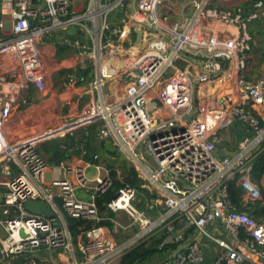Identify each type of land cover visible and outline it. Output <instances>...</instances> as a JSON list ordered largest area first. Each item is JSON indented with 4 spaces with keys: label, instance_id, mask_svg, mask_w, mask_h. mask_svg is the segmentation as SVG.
<instances>
[{
    "label": "built area",
    "instance_id": "obj_1",
    "mask_svg": "<svg viewBox=\"0 0 264 264\" xmlns=\"http://www.w3.org/2000/svg\"><path fill=\"white\" fill-rule=\"evenodd\" d=\"M132 1L84 0L79 13L74 0H0V108L28 103V86L53 95L47 91L59 64L58 44L77 47L81 55L92 49L97 92L92 104L74 107L71 75L59 94L64 118L22 141L9 116L0 115V264H122L131 246L156 233L159 264H264V218L251 210L263 201L264 171L255 180V164L264 155V68L257 77L249 74L253 25L264 20V0L236 6L189 0L193 11L181 21L157 15L156 7L168 0ZM117 9H125L118 22L109 18ZM71 25L85 27L90 43L67 35ZM197 25L222 33L234 61L206 94L195 84L207 75H194L180 55L188 40L197 42ZM137 27L146 41L142 48L135 41ZM117 40L125 43L116 47ZM235 121L244 128L237 142ZM92 125L128 155L151 194L145 209H138L139 188L126 183L104 202L139 225L123 242L100 223L96 198L113 188L115 178L89 148ZM44 131L51 134L41 137ZM65 136L71 139L60 142L64 157L50 163L40 143ZM223 142L235 145L217 154ZM89 165L96 169L91 178ZM233 180L243 191L241 206L231 199ZM28 200L44 201L52 216L29 211ZM64 211L79 222L69 223Z\"/></svg>",
    "mask_w": 264,
    "mask_h": 264
},
{
    "label": "crops",
    "instance_id": "obj_2",
    "mask_svg": "<svg viewBox=\"0 0 264 264\" xmlns=\"http://www.w3.org/2000/svg\"><path fill=\"white\" fill-rule=\"evenodd\" d=\"M251 1L252 0H230V1H223L222 2V1L217 0V3L223 4V5H229V6H236L237 4H247V3H250ZM169 2H173L174 4L172 6V9L167 12L166 8L169 5ZM188 2H189V0H170V1L168 0L167 3L160 4L156 7V13L158 16H161L164 13H169L168 14V20H170V21H174V20L181 21L184 16H189L193 11V9H191V5H189ZM133 7H135V3H134V5L133 4L131 5V8H130V11H132L131 14L134 12V10H132ZM183 8H185V14L182 15L181 9H183ZM262 32H264V20L258 21L257 23H255L253 25V42H252V47L250 50V62H251L252 70H251V72H249V74H251L253 77H257L259 74H261L262 69L264 68V52H259V49H261V45H260V43H257V39H256L257 35L261 34ZM65 33H66V31H65ZM67 35H69V34H67ZM69 36L72 37V35H69ZM129 37H131V35H129ZM155 37L156 36H154L153 39L151 40V44L154 40H156ZM193 37L195 38L197 43L196 44H191V43L185 44V45H187V47L185 49H183V51L181 52L183 55V57L181 56L182 63H183L182 65H185L187 67L190 64L191 65L190 67L192 68L194 75L196 73H202L203 75H207V79L204 80L203 83L199 84L198 85L199 87L197 86V83L195 84L196 89H198L199 93L206 94L222 81L223 77L227 73V67L230 66V63L234 64V61H233V59H230L228 57V55H229L228 50L225 48L226 45H224L222 42V41H224V38H225L222 33L218 32V31L210 30V29H208V27H206L204 25L203 26L197 25L196 30L193 34ZM135 39H136V35H135ZM124 43H125L124 41L121 42V41L117 40L114 45L116 47H119L120 45H122ZM73 56H74V58L76 57L75 53H73L72 57ZM219 64H220L219 69L215 70V69L211 68V67H216ZM80 65H81V68L84 69V71H85L86 68H84V67H87L86 66L87 63H83L81 61ZM55 87L56 86L53 85L51 87V89H55ZM26 96L29 100L28 103H23L22 101H19V102L14 103V104L3 105L0 108V115L1 114H7L9 116L11 129L13 130L15 138L17 139V141H22V140L28 138V136H30L33 133H36L38 131H34L28 135H25L27 133V131H29V130L32 131L33 128L29 124L25 125L23 123V121H18V118L15 115V113H16L15 111H30V112L31 111H33V112L34 111H44L47 108H49L47 106H49L51 104L53 105V103H56L54 106V109H56L57 111L61 110V108L58 106V104L60 103V98L58 97V95H57V98L55 97V95H52V94L50 95V97H44L45 95H39L38 91L36 89H34L32 86H28L27 91H26ZM94 97H95V95H94V93H92L90 95L89 99L94 98ZM79 98H81V97H79ZM75 99H73L75 107H77L78 109L83 108V107H79L78 104H76L77 101ZM43 102L47 103L46 107L45 108L39 107L42 105ZM64 111H65L64 112V115H65L66 110L64 109ZM32 113H30L31 117H33ZM28 116L29 115H27V117ZM26 121H28V120H26ZM232 128H233V134L237 133L236 137L240 138L242 136V134L244 133V128L242 125H240L238 127L237 124L235 123ZM91 131H92V135L89 139V148L92 152H98L100 154L102 161L105 163V165H107L104 160L108 156H114L113 152H114V150H116V148L112 143H109L108 139L102 140L98 136L96 125L91 126ZM23 135H25V136H23ZM41 137H43V136H41ZM62 138L66 139V140L71 139L70 136H65ZM51 139H54V138H51ZM51 139L48 138V139H45L44 141H42L40 143V150L46 156V158L49 160L50 163H55V160L52 159L53 158L52 152L48 150L47 151L48 154H46L43 151L44 143L47 142L48 140H51ZM106 143L109 144V146L111 148H113V150L109 149L106 146ZM231 145L229 146L226 142L219 143L217 146V149H216V153L217 154H223L224 152H227L231 147H233ZM71 159L76 160L74 157H72ZM90 167L95 169V165H89L88 169ZM95 171H96V169H95ZM4 189H5V187L3 185H0V198L2 197V192L4 191ZM78 194L82 197L87 198V199L90 198V195L88 193L83 192V191H79ZM116 214L119 218H122L125 221L127 220L126 219L127 214L124 211H118V212H116ZM129 225L130 224H128L127 226H129ZM72 228L75 229L76 226H72ZM148 258H150V257H145L144 260H142L141 262H139L137 264H141V263L147 264L146 260ZM162 258H163V256L160 257V260H162Z\"/></svg>",
    "mask_w": 264,
    "mask_h": 264
},
{
    "label": "rangeland",
    "instance_id": "obj_3",
    "mask_svg": "<svg viewBox=\"0 0 264 264\" xmlns=\"http://www.w3.org/2000/svg\"><path fill=\"white\" fill-rule=\"evenodd\" d=\"M74 1H75L76 8L79 9V13L84 12V7H85L84 0H74ZM132 4L134 5L133 1L131 5ZM124 10L125 9L123 10L117 9L116 11H113L112 13H110L109 18L116 19L115 21L118 22L119 19H121L124 16ZM144 20L148 21V18L145 17ZM65 30H66V34L72 35L73 38L78 39L80 42L83 41L85 44L90 43L91 35L86 30L85 27H81L79 25H71L67 27ZM256 39H257V43H260L261 45V49H259V52H264V32L257 35ZM156 42H157V38L156 40L152 42V45H154ZM187 42L192 43L191 40H188ZM196 43L197 42H194V44ZM186 47L187 45H185V48ZM80 51L81 50H78L77 47L74 48L71 46H64L62 44H58L57 57L59 60L58 62L59 64L57 65L56 70L51 72L50 79L48 81L49 90L47 91V93L53 92V95H55L56 98H57V95L59 97V94L63 92L62 89L65 87L66 82L69 80L70 76L72 75L71 78H73L74 81L76 80V84H75L76 91H75L73 98L74 99L76 98L75 99L77 101L76 104H78L79 107H86L92 104L94 100V98L89 99L90 95L92 93L96 95L97 92L95 88L92 86V82L95 76L94 70H93V59L91 57L92 49L87 50V52L83 55L79 54ZM74 52L76 54L75 58L74 56L72 57ZM180 55L183 57L182 53ZM104 56H105V52H104ZM70 61L73 62L72 67L67 66V64L70 63ZM81 61L83 63H87L86 65L87 67H84L86 68L85 71L84 69L81 68V65H80ZM52 63L53 61H51V64ZM201 83H203V81H201L199 84ZM53 85L56 86L55 89H51ZM55 104L56 103H53V105L51 104L47 106L49 108H47L44 111H34V112L33 111L31 112L30 111H15L16 112L15 115L17 116L18 121H23L25 125L29 124L33 128L32 131L31 130L27 131L25 135H28L34 131H40L43 129L52 128L60 120L64 118V112H65L64 109L66 110V108L62 105V103H59L58 106L61 108V110L57 111L56 109H54ZM46 105L47 103L43 102L42 105L39 107L45 108ZM73 105L75 107L74 100H73ZM30 113L33 114V117H31ZM27 115L29 116L27 117ZM237 126L239 127L240 124H237ZM238 139L239 137H237L236 142L238 141ZM49 141L50 140H48L47 142ZM47 142H45L44 144H46ZM234 145L235 143H232L231 146H234ZM49 146L51 148V150L49 151H52V147H51L52 145H49ZM47 147H48V144L43 147V151L46 154H48V152L46 151ZM113 155L114 156L106 157V159L104 160L107 164L106 166L108 167V169L111 170L112 175L115 178L114 186L112 188L113 191L121 187L123 184L129 183L128 179L136 180V183H134L133 185L139 188V193L136 198L135 205L137 206L138 209H141V210L145 209L147 202L151 196L146 182L142 178L138 177L137 170L135 169L133 163L131 162L128 155L124 153L121 148L114 150ZM94 175H95V169L90 167L88 169V176L91 178ZM257 178H259V176ZM251 207H252L251 210L255 211L257 207V203L255 202L251 204ZM99 212H100V216L103 217V220L110 221V224L108 226L112 228V232L118 241L123 242L125 240H129L131 237H133L135 232L138 230V226H139L138 223L131 224L133 218L129 215H126L127 220L125 221L122 218H119L116 212H112L110 209H107L105 206H102V208L99 207ZM128 224L130 225L127 226ZM160 234L161 233H156L146 238L143 241L139 240V242H136L133 246H131L127 250V252L123 256V259L128 252H130L131 250L135 248L147 246L150 244L157 246V243H158L157 240L159 239L158 237ZM147 257H150L146 260L147 264H159L161 261L160 257L158 256L157 250L154 251V253L148 255Z\"/></svg>",
    "mask_w": 264,
    "mask_h": 264
},
{
    "label": "trees",
    "instance_id": "obj_4",
    "mask_svg": "<svg viewBox=\"0 0 264 264\" xmlns=\"http://www.w3.org/2000/svg\"><path fill=\"white\" fill-rule=\"evenodd\" d=\"M62 141H69L66 140L64 138H54L51 139L49 142H47L46 144L43 145V147L45 145L48 144L47 150H51L49 145H52V156H53V160H55V163L59 162L63 157V151L60 148V142ZM264 171V155H261L260 157L257 158L256 160V164H255V180H258V176H260V174ZM112 173V172H111ZM129 184H134L136 183V180L134 179H128ZM230 187V195H231V199L233 202H235L238 206H241V199H242V189L240 186L237 185L236 181L233 180L230 182L229 184ZM262 196H263V201H257V207L255 209V213L259 214L260 217L264 218V189L262 190ZM114 197V191L113 189H109L105 192H103L102 194L98 195L96 200H97V204L100 208H102V206H104V202L111 200ZM100 223H104V224H110V221H105L102 220ZM92 223L90 221L87 222L86 226H91ZM159 239L157 240V246L155 245H147V246H143V247H139V248H135L133 250H131L130 252H128L124 259L122 264H137L140 261L144 260L145 257H147L148 255L154 253V251H158V245L159 242L161 240V236L158 237Z\"/></svg>",
    "mask_w": 264,
    "mask_h": 264
},
{
    "label": "water",
    "instance_id": "obj_5",
    "mask_svg": "<svg viewBox=\"0 0 264 264\" xmlns=\"http://www.w3.org/2000/svg\"><path fill=\"white\" fill-rule=\"evenodd\" d=\"M44 5H45V1H43L41 3V6H44ZM136 31H137V33H136V45L142 48L146 45V41L143 40V33L138 27H137ZM234 123H237V121H235ZM106 146L109 149L113 150V148H111L109 146V144L106 143ZM117 196H118V193H116L115 197H117ZM56 200L59 203V205L61 206V208H63L62 199L60 197H56ZM24 205L29 211H31L33 213H39V214H44L47 216H52L51 209L42 200H28L24 203ZM64 215H65V217L69 223H78L79 222V218L70 216L68 213H66V211H64Z\"/></svg>",
    "mask_w": 264,
    "mask_h": 264
},
{
    "label": "bare ground",
    "instance_id": "obj_6",
    "mask_svg": "<svg viewBox=\"0 0 264 264\" xmlns=\"http://www.w3.org/2000/svg\"><path fill=\"white\" fill-rule=\"evenodd\" d=\"M97 85L99 86L100 83L98 82ZM48 133L51 134L49 131H45V133H42L40 136H45V135L48 134Z\"/></svg>",
    "mask_w": 264,
    "mask_h": 264
}]
</instances>
